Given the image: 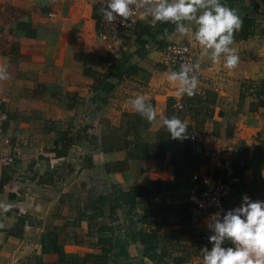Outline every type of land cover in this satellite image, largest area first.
I'll return each mask as SVG.
<instances>
[{
	"label": "crops",
	"instance_id": "1",
	"mask_svg": "<svg viewBox=\"0 0 264 264\" xmlns=\"http://www.w3.org/2000/svg\"><path fill=\"white\" fill-rule=\"evenodd\" d=\"M95 13L98 19L93 0H0V66L6 65L11 77L0 81V108L9 115L6 137L10 141L0 148V157L11 154L16 159L6 169L0 164V204L7 206L0 208V264H57L56 254L42 252L51 233L66 252L100 255L108 264H176V259L181 264L202 263L200 251L186 243L166 242L164 234L196 229L210 235L212 215L199 220L190 215L189 191L195 184L204 187L190 176L208 172L214 181L225 180L224 159L231 161L234 171L240 148L248 149L251 156L259 145L264 146V107L255 96V89H264L263 30L255 29L246 41L235 40L240 63L232 70L224 68L222 60L213 64L190 37L174 31H163L158 38L161 43L149 42L144 58L134 56L133 62L150 78L147 82L131 79L148 86L156 100L157 117L165 116L170 107L188 130L187 138L176 140L174 151L166 152L162 162L130 160L124 150L102 151V137L96 136L102 133V123L114 120L106 108L108 94L92 92L93 80L75 59L77 51L111 53L96 38L99 21ZM170 43H185L200 51L199 83L189 97L193 117L178 116L172 109L183 95L167 80L173 69L160 63V51ZM124 45L122 38L120 51ZM158 62L162 67H156ZM106 69L107 65L96 68ZM121 88L122 83L115 91ZM93 106L99 107L94 122ZM124 116L126 122L135 123L134 118ZM121 118H116L118 124ZM145 121L142 118L140 126ZM151 130L154 139L149 144L154 145L157 134L166 130L157 123H151ZM192 131L208 135L202 155L189 151ZM70 139L73 142L64 155ZM115 164L119 167L113 170ZM107 166L112 170L107 172ZM93 175L99 181L94 185L97 189L114 185L123 191L146 190L142 197L136 194L137 205H119L114 215L110 207L78 210L74 203L61 201L63 196L76 197L75 191L88 195ZM234 184L241 195L264 201V156L256 168L240 178L234 175ZM150 210L159 213L152 217L146 214ZM76 214L84 215L80 223L70 217ZM156 225L162 228L157 231ZM154 246L158 248L147 250Z\"/></svg>",
	"mask_w": 264,
	"mask_h": 264
},
{
	"label": "clouds",
	"instance_id": "2",
	"mask_svg": "<svg viewBox=\"0 0 264 264\" xmlns=\"http://www.w3.org/2000/svg\"><path fill=\"white\" fill-rule=\"evenodd\" d=\"M137 9L154 23L174 25V34L190 37L213 64L222 60L223 67L232 70L240 63L233 45L243 20L226 0H105L98 13L114 24L135 15ZM199 67L198 63H181L179 70L167 73V80L177 85L178 94L193 96L199 83ZM10 78L7 66H0V81ZM128 104L149 123L165 128L173 140L187 138V123L175 115L157 117L146 95L137 94ZM0 208L7 206L0 204ZM208 228L214 234L209 237L211 250L201 249L203 264H264V201H252L245 195L239 207L222 216L212 215ZM226 241L232 246L224 247Z\"/></svg>",
	"mask_w": 264,
	"mask_h": 264
},
{
	"label": "trees",
	"instance_id": "3",
	"mask_svg": "<svg viewBox=\"0 0 264 264\" xmlns=\"http://www.w3.org/2000/svg\"><path fill=\"white\" fill-rule=\"evenodd\" d=\"M229 1L230 0H226V3L228 4ZM95 9L97 8L95 7ZM95 18L99 21V18L97 19L96 13ZM241 19L243 20V25L241 30L235 33V40L246 41L255 33L256 18L245 13L241 17ZM165 30H167L168 32H173L174 25L170 23L157 22L153 26H151L138 23L136 26V30L132 34L134 39L132 40V37L130 36L123 37L125 49L121 51L119 50L118 54L107 53L105 55H100L94 52L77 51L75 53V59L83 63V73L93 80L92 92H102L104 94H110L126 78H137L141 82H147L150 78V74L146 70L138 67L133 62V57L137 56L139 58H144L146 55L145 51L147 44L149 42L161 43L158 38ZM262 34L264 35V30ZM132 45L135 46L134 51H130ZM104 65H107V69L105 71L100 72L96 70V68L102 67ZM173 71H177V69H173ZM255 96L259 98L258 105L264 107V101L261 99V96H264V89L260 91H258V89H255ZM127 116L135 119L134 127L132 128V130H130V128H127V131L122 139L117 134L111 136L113 139H107L103 136L101 139V149L103 152L124 150L127 152L128 159L130 160L155 159L159 162H162L165 159L166 152L174 151L176 140H173L171 138L165 128H163V130L166 131H160L157 134V142L154 145H151L147 142L139 141L138 139V128L141 124L142 117L137 113L128 114ZM165 116L169 118L173 116V112L171 111L170 107L167 108ZM128 131L134 132L133 140L129 139L130 134ZM93 138L94 143L96 137ZM72 142L73 141L70 139L69 143H67L65 147L64 153L62 154L66 155V151L70 148ZM263 156V145H259L251 156L249 155L248 149L244 147L240 148L237 158L233 164L235 172L234 175L240 178L241 175L250 168H256V166H258L259 162L262 160ZM118 167L119 164H115L113 165L112 169L115 170L118 169ZM112 169L107 166V172L111 171ZM174 173L176 177V175H178V171L175 169ZM175 184L176 186L180 185V183L178 182H176ZM145 190V187H139L131 188L129 189V192L136 193L137 197H142ZM238 190L239 189L236 187V184H234L232 192L229 193V197L227 199H225V197L223 198L222 211L220 216L225 214L227 211L235 209L241 205L242 198L245 196V194L243 193V195H241ZM63 199L61 201H63ZM118 207L119 203L117 201L112 200L110 202L111 215H114V211ZM158 213V210H150L146 212V214H150L152 217H155ZM161 228V225H156L157 231H159ZM212 234H214L212 231L210 232V235H207L206 233L196 229L178 230L171 231L169 233L167 232L166 234H164V239L166 242H169L171 244L186 243L190 247L201 252V249L205 247H207L208 249L210 248L211 243L209 242V237ZM230 246H232L231 243L226 241L224 247ZM147 248L148 247H146V249ZM157 248V246H154L148 248L147 250H156ZM42 252H52L56 254L58 257L57 264H108L107 259L100 255H79L77 253L66 252L61 245L57 244L56 237L52 233L47 235V242L42 245ZM175 263L181 264V259H176Z\"/></svg>",
	"mask_w": 264,
	"mask_h": 264
},
{
	"label": "built area",
	"instance_id": "4",
	"mask_svg": "<svg viewBox=\"0 0 264 264\" xmlns=\"http://www.w3.org/2000/svg\"><path fill=\"white\" fill-rule=\"evenodd\" d=\"M97 10L105 3V0H93ZM99 14V13H98ZM140 22H153L150 17L142 15V10L137 9L136 14L127 20H117L114 24L107 23L99 14V23L97 28V40L107 46L112 54H117L122 38L132 35L136 30V26ZM200 52L194 50L185 44H167L161 50L160 63L168 69H178L181 63H198ZM4 101V100H2ZM187 106L182 101L174 104L176 113H183ZM9 121L7 111L0 108V148H6L10 145V141L6 137V125ZM204 136L197 131H192L188 137V147L190 153L194 155H202L205 152ZM212 137V136H209ZM16 162L11 154H5L0 157V164L3 168H9ZM223 169L225 172V180H212L208 172L194 174L191 176L193 183L201 182L204 187L200 189L195 184L189 191V211L193 219L199 220L210 215H221L222 200L233 190L234 171L229 159L223 160ZM212 244L209 248L211 250Z\"/></svg>",
	"mask_w": 264,
	"mask_h": 264
},
{
	"label": "rangeland",
	"instance_id": "5",
	"mask_svg": "<svg viewBox=\"0 0 264 264\" xmlns=\"http://www.w3.org/2000/svg\"><path fill=\"white\" fill-rule=\"evenodd\" d=\"M227 5L230 8L235 9L238 12L240 17H242L245 13L249 14L250 16L255 17L256 18L255 29L264 30V0H230ZM150 23L152 25L155 24L154 22H150ZM129 36L132 37V40L134 39L132 35H129ZM96 38H97V31H96ZM170 44H173V43H170ZM176 44H185V43H176ZM185 45H188V44H185ZM134 50H135V46L132 45V48L130 51H134ZM160 60H161V51H160ZM155 65L158 68L162 67V65L159 62L156 63ZM121 83H122V88L120 92H118L119 90L115 91L114 89L113 92H111L110 94L106 96L107 112L109 115L110 114L112 115L114 120L112 121L107 120L106 123H102V133L100 136L97 134L96 136L97 138L104 136L107 139H109V138H112L111 136H113L114 134H117L122 139L127 131V128L132 129L134 127V123L132 121L126 122L127 119L125 118L124 115L133 114L135 112L131 108V106L128 104V100L136 96L137 94L146 95L148 97V100L152 103V105L155 108L156 100L154 96L151 94V92L148 90V86L145 83L144 84L138 83L131 78H126ZM253 86H255V84H253ZM192 100L193 99L189 98V96L187 97H184V95L181 96L180 101L186 103L187 109L183 113H178V116L189 115L193 117V114H192L193 108L190 107ZM167 101H168V98H167ZM172 104H174V101ZM98 109L99 107L93 106V110H92L93 122L94 120H97L96 119L97 114L95 112H98ZM172 109H174V107ZM119 116L122 118H121V122L118 124V119L116 118ZM123 117H124V120H123ZM94 125H96V128L97 127L99 128L98 124H94ZM94 131H95V126H92V133L90 134V136H92L91 142L94 141V138H93L95 137ZM133 137H134L133 134L129 135V139L133 140ZM138 139L139 141L148 142V143L154 139V135L151 130V123H149L147 120L144 122V125L142 124L139 127ZM96 179L97 178H95V176L93 175L92 177L93 186L89 190V194H88L89 196L87 195V193H84L83 191H75L74 194L76 195V197H70V196L66 197L65 196L66 198L64 197L63 200L66 202L68 201L69 203L71 202L74 203L75 208H78V210L83 209V208L85 209L86 208H99V207L107 208V207H110V202L112 200L117 201L119 205L121 206L132 207V206L137 205L138 201L140 200L136 198V193H130L129 190L123 191V189L117 188L114 185L107 186L106 188H102V189L100 188L97 189L94 185H99V181L96 182ZM180 182H182L181 179H180ZM84 187L82 186L81 190H83ZM61 200H62V197H61ZM166 207L167 208L171 207V205L166 204ZM187 212L188 211L186 209L185 213ZM188 216L190 217V215ZM70 217L71 219H75V222L77 223H80V221L84 219L83 218L84 215H81V214L71 215ZM76 225H80V224H76ZM172 250L175 251V247H172ZM199 264H203V262Z\"/></svg>",
	"mask_w": 264,
	"mask_h": 264
}]
</instances>
